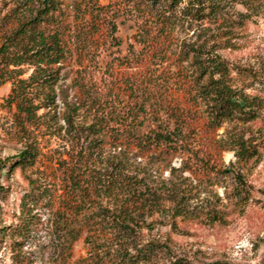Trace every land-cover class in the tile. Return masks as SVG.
<instances>
[{
	"label": "rangeland",
	"instance_id": "1",
	"mask_svg": "<svg viewBox=\"0 0 264 264\" xmlns=\"http://www.w3.org/2000/svg\"><path fill=\"white\" fill-rule=\"evenodd\" d=\"M97 1L113 13L114 0ZM257 2L263 9L250 19L239 16L245 13L240 4L224 3L216 17L179 22L157 47L135 42L137 27L123 17L115 19L116 42L106 30L95 35L92 81L109 111L145 103L153 127L178 117L188 127L191 149L142 153L133 143L104 134L86 179L92 173L104 177L113 171L112 163L120 165L121 186L106 194L86 184L80 194L86 198L75 199L66 193L59 171L72 154L63 119L66 103L80 106L74 79L76 71L89 68V59H78L67 39L70 53L53 87V103L46 100V87L30 89L39 107L32 123L22 121L10 101L11 82L0 77V264H264V105L252 120L240 116L212 124L200 88L205 80L185 57L198 54L203 63L218 58L229 68L233 87L264 100V0ZM4 5L0 0V22ZM2 35L0 29V43ZM8 70L27 79L33 67ZM88 123L89 115L79 109L74 126ZM237 138L246 142L250 157L236 156ZM27 144L37 149L33 165L13 166L12 157ZM119 215L132 230L125 242L111 229ZM70 229L78 239L69 250Z\"/></svg>",
	"mask_w": 264,
	"mask_h": 264
},
{
	"label": "trees",
	"instance_id": "2",
	"mask_svg": "<svg viewBox=\"0 0 264 264\" xmlns=\"http://www.w3.org/2000/svg\"><path fill=\"white\" fill-rule=\"evenodd\" d=\"M3 1L6 14L0 22V29H3L0 77L11 82L10 101L16 105L23 122L32 123L36 118L39 107L34 105L33 97L30 96V89L34 86L46 87L51 92L46 100L53 103V87L59 78L61 64L70 53L67 39L78 59H89V68L76 71L74 79L82 102L79 107L66 103L67 111L63 116L72 154L70 161L63 162L59 171L66 193L75 199L86 198L80 197L87 190L86 184L99 186V191L105 194L111 192L113 187L121 186L122 167L113 163V171L104 174V177L103 174L92 173L91 180L86 179V170L90 168L88 162L96 154L101 138L106 133L110 132L116 141L124 139L133 143L142 153L158 148L175 153L191 152L186 132L188 127L178 117L173 124L153 127L145 103L125 106L121 113L109 111V105L92 81L95 71L91 65L96 64L97 55V51H93L95 35L106 30L108 39L116 42L115 19L123 17L131 20L137 27L135 42L157 47L159 40L167 37L174 25L216 17L225 4H240L245 10V13L239 14L243 19L259 16L263 9V5L257 0H114L113 13L111 8L100 5L97 0ZM227 20L232 21L229 16ZM150 32L153 35L149 37ZM133 50V46L129 45L127 57L135 55ZM186 56L191 57L200 79L205 80L200 88L210 103L212 124L219 126L240 116L247 121L257 117L264 100L247 95L245 88L233 87L229 83V68L223 61L210 57L203 63L198 54L186 52ZM23 65L33 67V72L27 79H20L13 71L8 70L10 66ZM130 94L133 96L132 91ZM79 109H84L89 115L90 123L76 128L74 117ZM110 121H114L115 126H110ZM146 122L147 130L144 128ZM233 144L238 146L236 156L239 159L252 155L242 138L234 139ZM36 157L37 149L27 144L12 157L13 166H32ZM235 178L241 181L239 175H235ZM129 223L119 215L111 225V229L120 234L122 242L131 239ZM77 239L78 233L68 230L69 250Z\"/></svg>",
	"mask_w": 264,
	"mask_h": 264
}]
</instances>
